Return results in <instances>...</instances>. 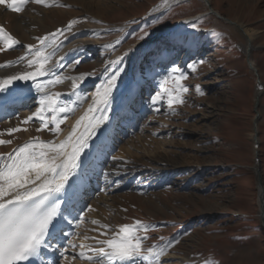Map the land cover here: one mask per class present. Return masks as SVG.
Instances as JSON below:
<instances>
[{
  "label": "rangeland",
  "instance_id": "1",
  "mask_svg": "<svg viewBox=\"0 0 264 264\" xmlns=\"http://www.w3.org/2000/svg\"><path fill=\"white\" fill-rule=\"evenodd\" d=\"M163 1L45 0L43 5L32 3L38 6V13L28 29L18 34L20 40L38 45V38L70 22L71 31L64 35L90 24L88 32L100 45L80 60L76 70L87 74L95 85L105 78L109 61L120 57L124 61V54L129 55L137 46L134 81L145 87L130 113L136 109L138 115L134 126L126 124L123 134L118 130L107 134V139L100 136L111 161L104 165L107 175L97 186L106 191H99L104 199L96 220H92L97 223H91L89 233L84 234L85 252L91 255L89 248L100 247L92 237L111 239L127 225L134 229V235L146 237L141 248L148 260L140 264H155V256L147 249L169 241L160 257L162 264H264V230L255 228L260 222L253 172L258 159L264 184V93L257 108L255 154L257 76L246 63L243 49L247 41L241 35L245 30L255 32L250 60L264 85V0H209L216 12L241 29L209 13L203 0H182L168 12L152 16ZM177 21L172 33L159 34ZM4 22L13 32L10 18ZM144 32L149 35L140 39ZM63 34L58 33L57 38ZM172 36L176 39L165 43L163 38ZM9 44L4 36L0 62L24 54L22 48L9 49ZM188 64H193L195 71L188 70ZM169 67L189 71L181 82L189 89L182 93L184 102L171 107L168 100L177 94L176 82L169 79L161 83ZM197 85L203 94L196 91ZM157 91L162 92V99L154 106L159 112L150 107L151 96ZM80 92L88 97L86 91ZM71 102L74 107L75 103L84 104L85 99ZM37 128L29 126L27 130L39 141V136L52 134ZM7 151L8 145L0 144V154ZM113 156L118 163L112 161ZM115 173L125 176L110 179ZM124 182L128 187L117 190ZM138 221L151 227L135 229Z\"/></svg>",
  "mask_w": 264,
  "mask_h": 264
},
{
  "label": "snow or ice",
  "instance_id": "2",
  "mask_svg": "<svg viewBox=\"0 0 264 264\" xmlns=\"http://www.w3.org/2000/svg\"><path fill=\"white\" fill-rule=\"evenodd\" d=\"M29 3L43 5L45 0H0V5H4L16 13L22 12ZM65 31H71V22L65 28L57 29L55 33L38 38L41 49H36L31 44L24 45L27 53H34V56L29 58L24 55L18 58L16 63L25 64V69L0 82V92H8L9 95H12L17 91L14 87H8L13 85V82L36 81L38 78L49 75L53 76V79L46 81L45 86L61 82L62 78L59 73L45 68L43 61H46L48 56H42L41 50L50 38H54L57 33L63 34ZM0 34L10 41L9 49L20 43L7 33L2 25H0ZM147 35L149 33L144 32L140 39ZM65 39H67L66 36ZM163 39L167 43L176 37H164ZM114 48L115 46H113V50ZM4 50L0 48V51ZM124 55L127 56V53ZM123 58L108 62L109 66L105 69L104 82L95 86L92 103L75 122L65 139L59 143L55 141L41 143L38 138L34 137L31 142L13 149L10 153L0 154V161H4L0 163V264H21V262L29 261L30 258H39L41 249H52L65 260L71 255V259L79 257L95 261L97 264H140L141 260H148L141 248V243L146 237L134 235V229L127 225L121 226L117 234L119 238L117 236H113L111 239L92 237L100 247L89 248L88 252L92 253L91 255L85 251H73L70 254L68 248L75 250L77 245L68 238V233H64L62 230L56 231V218L62 215L58 194L68 192L66 185L69 188L75 187L76 181L72 178L77 176L78 169L87 164L88 154L85 153V149L88 147V141L97 134V129L101 125H106L109 119L106 109L109 106L112 91L123 71L122 69L113 71V69L118 68ZM75 63L79 64L80 61L77 60ZM200 63H204V61L201 60ZM9 66H11L10 63H6L0 65V68ZM186 68L195 71L193 64H188ZM166 71L167 75L161 78V83L172 79L177 85L175 89L177 94L168 100V105L171 107L173 103L184 102L182 93L188 92L189 89L181 82L188 78L189 71L179 67H169L166 68ZM70 79H72V92L69 95H73L79 91L87 79V74H80ZM45 86L37 85V91L41 93L36 100L39 107H36L35 111L20 123L26 125L33 122L34 119L39 120L40 127L36 129L37 131L47 130L57 135L61 131L60 125L67 119L68 114L74 111V108L71 105L62 106L60 104L61 94H47ZM196 91L203 94L199 85L196 86ZM84 99L86 97L83 95L79 97L80 102ZM160 99H162L161 91H157L150 99V107L156 112H159L160 109L154 106ZM49 113L54 114L50 119ZM85 121L86 123H84ZM21 130L20 127L8 128L7 132L12 134ZM8 143L11 141L0 140V144ZM112 161L119 162L115 156L112 157ZM101 191H106V189H101ZM68 199H71V195ZM86 210L91 211V206H88L87 209H80L74 226H78L80 221L84 220ZM92 223L97 222L93 221ZM103 227L107 228V226ZM149 227L151 226L138 221L135 229L146 231ZM105 234V232L100 233V235ZM57 237L66 239V244L57 248L54 243ZM170 244L171 241L160 246L153 245L147 249L148 253L155 256V264H162L160 257ZM81 247L84 246L81 245ZM157 248L158 251H154ZM48 264H52V262L49 261Z\"/></svg>",
  "mask_w": 264,
  "mask_h": 264
},
{
  "label": "bare ground",
  "instance_id": "3",
  "mask_svg": "<svg viewBox=\"0 0 264 264\" xmlns=\"http://www.w3.org/2000/svg\"><path fill=\"white\" fill-rule=\"evenodd\" d=\"M177 1V0H175ZM174 1V2H175ZM171 4V0H165L160 5H158L155 9V13H161L162 10ZM37 11V12H36ZM35 13H38V6L32 3H29L25 6V9L20 12H12L11 10L7 9L4 5H0V25H2L4 20L10 18L11 22L14 24L13 32L14 36H18L23 34L31 24V19L35 18ZM178 25V22H177ZM241 25V24H240ZM92 27H94L92 25ZM235 27L241 26L237 25ZM81 28V29H79ZM74 33H66L64 36H61L59 39L57 36L54 38H50L41 50L42 56H48L46 61H43L44 66L46 69H52L55 73H59L61 76V82L56 84H46V81L53 79V76H45L38 78L36 81H15L13 85H9L8 87H14L17 91L9 95L8 92H0V105L5 104L8 100H21L24 97H31V101L27 104H23L22 107L17 111L13 112V108L3 107L0 106V111L7 112L10 111V114H5L2 118H0V137L7 141L10 140L12 143H8V151L6 153H10L13 149L18 148L24 145L27 142H31L33 138L37 137V135H30L28 127H40L39 120H33L30 124H21L20 121L23 120L25 117L31 114V112L35 111L36 107L39 105L36 103V100L39 98L41 93L37 91V85L45 86V93L47 94H55L59 93L60 95V104H68L72 106V100L77 99L79 103V97L82 95L80 91H86L88 97L85 99L84 104L77 105L75 102L74 111L68 114L66 119V124L64 126L60 125L61 131L59 134L54 135L51 134L50 136H39L41 140L39 142L46 143L48 141H55L59 143L61 140L65 139L68 133L71 131L72 126L75 122L80 118L81 115L85 113V110L88 108L89 104L92 103V94L95 92V86L102 84L105 78L99 79L96 85L88 78L84 81L81 85L79 91L76 94L69 95L72 92V77L79 76L81 72H77L75 61L85 59L89 56L90 53H93L95 49L99 47V42L96 38L88 32L90 24H85L84 26H79ZM174 26H170L165 28L160 33H172ZM237 31H239L236 28ZM92 31V30H90ZM168 31V32H167ZM243 30H241L242 32ZM51 31L49 32V34ZM165 33V34H166ZM241 34L246 41H248L251 45V39L255 36V32L252 30L243 31ZM48 34V35H49ZM62 35V34H61ZM65 36L67 39H65ZM3 34H0V42H2ZM21 39V38H20ZM22 41V40H21ZM62 41V43H60ZM248 42L245 46L247 48ZM59 44V46H57ZM26 45V44H24ZM24 45L18 44L15 45L17 48H22L24 54L21 56L27 55L29 58L34 56V53H27L26 49L23 47ZM36 49H41V44L35 45ZM137 47V46H136ZM136 47L132 50L129 55L125 57V60L122 62V66L119 69H122L121 75L117 80L116 87L112 91V96L110 99V103L106 112L109 116L106 125H101L99 129H97V134L91 137L88 141V147L85 149V153L88 154V160L85 167L77 170V176L73 177L76 181L75 187L69 188L66 185V189L68 192L59 193V202L61 204V212L64 214H68V212H72V216L67 217V219L61 218V225L65 223V221H71L72 224L76 225V221L78 219V213L80 209H87L88 206H91V211L84 212V220L80 221L78 226L76 227L75 234L71 237L73 242L77 245L75 250L68 248V252L71 254L73 251H87L85 246L84 234H87L92 220H96V213L99 212L101 204L103 203V195L96 194L92 191L94 185H100L104 181V176L106 174V170L103 169L104 165L108 164L111 160L105 148L101 145V140L107 139V134H112V132H117L118 130L124 133L127 130V125L130 128L133 126V122L137 118V111L136 109L132 111L133 105L136 104V98L141 96L139 93L142 91V86L138 82L134 81V73H133V65L138 55ZM252 47V45H251ZM139 48V47H138ZM187 51V50H186ZM245 51V50H244ZM247 51V50H246ZM189 53V51H188ZM19 56V57H21ZM39 59V57H37ZM18 60L17 58L11 57V59L4 60L2 64L10 63L11 66L9 67H2L0 68V82L4 79L12 75H16L17 73L21 72L25 69V64L16 63ZM254 67V66H253ZM113 69V71L119 70ZM256 71V68L254 69ZM138 83V84H137ZM144 89V88H143ZM148 89L146 88L144 92L146 93ZM86 95V94H85ZM132 106V107H131ZM136 114V115H134ZM51 114H48L49 119L51 118ZM96 115L98 116L99 113L97 112ZM115 122V123H113ZM86 123V121L84 122ZM117 123V124H116ZM39 125V126H38ZM126 125V126H125ZM125 126V128H124ZM20 127L22 130L9 134L7 132L8 128H16ZM116 127V129H115ZM101 132V137L98 138V133ZM25 133V134H24ZM100 135V136H101ZM55 138V139H54ZM4 161H0L3 163ZM108 170V169H107ZM131 174V173H130ZM125 176L124 174L112 175L110 179H120L121 177ZM109 177V176H108ZM112 181V180H111ZM109 185V184H108ZM126 182H124L121 186H115L117 190H122L128 186H126ZM135 186V185H134ZM106 188V186H105ZM101 189V188H100ZM114 189V188H113ZM71 195V199L69 200L68 197ZM67 201V203H66ZM110 207V206H109ZM98 214V213H97ZM94 224V223H93ZM93 226V225H92ZM96 226V224H95ZM95 226H93V230H95ZM87 231V232H86ZM91 232V231H90ZM89 233V232H88ZM89 235V234H88ZM92 235V234H91ZM87 237V236H85ZM87 240V239H86ZM89 240V238H88ZM81 245L84 247L82 248ZM87 259H80L77 257L76 259H71V255L69 258L65 260L62 259L57 264H91ZM94 263V261H93ZM95 264V263H94Z\"/></svg>",
  "mask_w": 264,
  "mask_h": 264
},
{
  "label": "water",
  "instance_id": "4",
  "mask_svg": "<svg viewBox=\"0 0 264 264\" xmlns=\"http://www.w3.org/2000/svg\"><path fill=\"white\" fill-rule=\"evenodd\" d=\"M205 2L208 4L209 11L213 12L214 14H216V12H214L212 10L208 0H205ZM224 19L226 21H228L230 24L236 26V22H233V21H231L229 19H226V18H224ZM251 49H252V47H251L250 43L248 42L247 48L245 49L247 51H244L245 59H246V63L248 65V67L250 69H254L252 63L250 62V58H249ZM258 104H259V95H256L255 96V102H254V111H255L256 118H257V115H258V113L256 111V108L258 107ZM255 174H256V179H257L258 217H259L261 225L264 227V184H263V179H262V175H261L260 169L258 167L256 168Z\"/></svg>",
  "mask_w": 264,
  "mask_h": 264
},
{
  "label": "trees",
  "instance_id": "5",
  "mask_svg": "<svg viewBox=\"0 0 264 264\" xmlns=\"http://www.w3.org/2000/svg\"><path fill=\"white\" fill-rule=\"evenodd\" d=\"M255 228H256L259 232H263V228L261 227L260 224L256 223Z\"/></svg>",
  "mask_w": 264,
  "mask_h": 264
}]
</instances>
